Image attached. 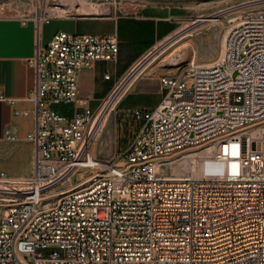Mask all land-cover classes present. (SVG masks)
<instances>
[{
  "label": "built area",
  "instance_id": "1",
  "mask_svg": "<svg viewBox=\"0 0 264 264\" xmlns=\"http://www.w3.org/2000/svg\"><path fill=\"white\" fill-rule=\"evenodd\" d=\"M230 9L219 55L161 75L162 102L128 111L138 130L118 161L94 151L116 91L98 111L76 104L81 71L117 60L119 38L60 31L38 45L34 166L0 170V264H264V0ZM208 147L200 174L165 172Z\"/></svg>",
  "mask_w": 264,
  "mask_h": 264
},
{
  "label": "crops",
  "instance_id": "2",
  "mask_svg": "<svg viewBox=\"0 0 264 264\" xmlns=\"http://www.w3.org/2000/svg\"><path fill=\"white\" fill-rule=\"evenodd\" d=\"M188 16L189 8L181 0H149L130 11L115 9L108 15L52 17L49 21H40L39 14L0 16V92L14 101L13 104L0 102V159H4L1 165L21 173L32 161L31 156L20 151L13 155V150L27 142V134L36 126L35 103L30 99L36 85V71L29 60L36 55L38 45L46 46L60 31L119 38L117 60H95L80 73V101L76 105L98 111L141 60L184 27ZM165 92L160 77L143 76L135 79L122 94L109 114L114 111L112 128L117 154H122L138 130L137 123L129 122L128 111L156 108ZM56 107L72 114L76 106ZM22 110L28 114H16ZM129 125L131 132L127 131ZM9 128L16 141L5 139ZM3 143L7 146H1Z\"/></svg>",
  "mask_w": 264,
  "mask_h": 264
},
{
  "label": "rangeland",
  "instance_id": "3",
  "mask_svg": "<svg viewBox=\"0 0 264 264\" xmlns=\"http://www.w3.org/2000/svg\"><path fill=\"white\" fill-rule=\"evenodd\" d=\"M88 1L90 3L93 2V4L95 5H100L101 11H97V12L94 11L93 13L92 12L82 13V11L80 10L81 5L76 0H0V16H12V15L32 16L39 14V15H49L52 17H73V16H88V15H108L110 13H114L115 9L122 11L133 10L134 8H137L138 6L146 3L149 0H88ZM181 1H183L189 8V16L187 18V21L184 23V27L172 38L160 44L152 51L155 52L157 50V52H155L154 54L156 58L147 67L144 68V70L139 74V76L136 79L141 78L143 76L160 77L163 74H174L179 70V68L181 70L184 66L187 65L188 62H191L192 60H196V62L198 63L211 62L219 55V53L223 48L224 39L228 27V20L231 17L229 15L231 11L230 8L247 2L253 3V2H260L262 0H181ZM61 9H63L64 11ZM210 16H216L218 18L221 17V19L216 22L204 21L202 23L196 24L197 18L210 17ZM180 48L183 49V56L178 63H174L170 57L172 56L173 53L181 50ZM150 54H148L147 56H149ZM143 60H141V62ZM139 64H137V66ZM137 66H135V68ZM133 70L129 73V75L126 77V79L123 81L122 84L126 82L129 76L132 74ZM113 116H114V111L111 115H109L106 127L103 129V131H101V134L98 140L96 141L94 147L95 154L104 162H108L111 160L118 161L121 157V154H117L116 152V144L114 139L115 136H113L114 132L112 128ZM127 131L128 132L132 131L131 125L127 127ZM1 146H7V144L3 143L1 144ZM17 151L22 152V155H27L28 157L29 156L32 157V161L30 162V164L28 163L29 167L31 168V171L27 174V176H29V174L33 171V166H34V155H35L34 145L25 142L23 143V145L14 148L13 155H15ZM196 158L198 160V156ZM3 161L4 159L1 158L0 170H5L15 175L20 174V173H16L15 171H12L8 166L1 165V162ZM171 169L172 168H170L169 166L168 168H166L165 172L168 175H172ZM183 176L184 177L192 176V173L186 172L184 173ZM114 195L116 198L119 197V193L117 192Z\"/></svg>",
  "mask_w": 264,
  "mask_h": 264
},
{
  "label": "bare ground",
  "instance_id": "4",
  "mask_svg": "<svg viewBox=\"0 0 264 264\" xmlns=\"http://www.w3.org/2000/svg\"><path fill=\"white\" fill-rule=\"evenodd\" d=\"M80 5L81 8L80 10L83 12H97V11H101V7L100 5H95L92 3H90L88 0H76ZM70 3V2H68ZM77 3V4H78ZM72 6V5H70ZM73 8V7H72ZM76 9V8H75ZM107 9V8H106ZM60 10V9H59ZM63 10V9H61ZM64 11V10H63ZM79 11V10H78ZM108 11V10H107ZM85 14V13H84ZM221 19V17H216V16H210V17H199L196 19V24L202 23L204 21H211V22H216L219 21ZM185 32V31H184ZM183 32V33H184ZM180 34V33H179ZM191 44V43H190ZM188 44V45H190ZM186 45V44H185ZM184 45V46H185ZM192 46V45H191ZM183 47V46H181ZM181 49V48H180ZM195 52V51H194ZM183 56V49L175 52L172 54V56L170 57L171 60L174 63H178L179 60L182 58ZM156 58V56H152L134 75L133 77H131L127 82H125L124 84H122L118 90H116V92L112 95L111 99L108 101L107 103V109L110 108H114L117 104V102L119 101V99L121 98L122 94L127 90V88L135 81V79L139 76V74L144 70L145 67H147L154 59ZM195 58V56H194ZM185 60V59H184ZM168 62V61H167ZM173 65V64H172ZM109 118V112L106 113V115L103 118V122H102V126H101V131H103V129L106 127L107 121ZM109 133V132H108ZM101 134V132H100ZM99 134V136H100ZM98 136V138H99ZM98 140V139H97ZM211 148L208 147L202 151H193V152H188V153H184V155L177 159V160H173L170 168L172 175L171 178L173 179H184L185 177L183 176L184 173L186 172H191L193 175H198L200 174V171L198 170V160H197V156H201V155H206L210 152ZM31 171V168L29 167V164L27 166L24 167V169L22 170V172L20 173L21 177H27V174ZM73 178L70 177L68 180H71Z\"/></svg>",
  "mask_w": 264,
  "mask_h": 264
},
{
  "label": "water",
  "instance_id": "5",
  "mask_svg": "<svg viewBox=\"0 0 264 264\" xmlns=\"http://www.w3.org/2000/svg\"><path fill=\"white\" fill-rule=\"evenodd\" d=\"M157 52V50L155 51ZM155 52H152L149 56H147L132 72V74L129 76V78L126 80V82L155 54Z\"/></svg>",
  "mask_w": 264,
  "mask_h": 264
}]
</instances>
